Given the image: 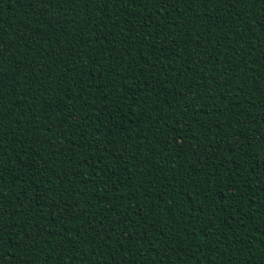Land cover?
<instances>
[{
    "label": "trees",
    "instance_id": "1",
    "mask_svg": "<svg viewBox=\"0 0 264 264\" xmlns=\"http://www.w3.org/2000/svg\"><path fill=\"white\" fill-rule=\"evenodd\" d=\"M0 264H264V0H0Z\"/></svg>",
    "mask_w": 264,
    "mask_h": 264
}]
</instances>
